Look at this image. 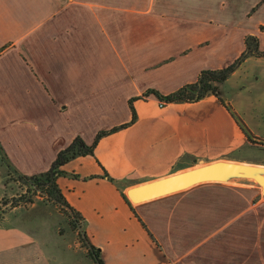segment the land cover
<instances>
[{"label":"crops","instance_id":"crops-1","mask_svg":"<svg viewBox=\"0 0 264 264\" xmlns=\"http://www.w3.org/2000/svg\"><path fill=\"white\" fill-rule=\"evenodd\" d=\"M262 28L264 0H0V153L30 176L76 138L92 145L130 123L57 180L104 264H264V186L209 182L139 204L123 197L202 163L264 166V57L247 58L224 85L263 145L215 96L165 104L147 94L170 95L229 66L248 36L264 51ZM35 209L58 213L66 236L58 207ZM9 226L0 227V264H52L40 235ZM36 253L42 260H31Z\"/></svg>","mask_w":264,"mask_h":264},{"label":"trees","instance_id":"trees-1","mask_svg":"<svg viewBox=\"0 0 264 264\" xmlns=\"http://www.w3.org/2000/svg\"><path fill=\"white\" fill-rule=\"evenodd\" d=\"M262 29L264 30V28ZM251 56L264 57V51L259 50L258 39L255 36H248L246 38L245 52L239 59H237L229 66L219 70H204L201 72L199 79L195 83L188 84L170 95L164 96L159 92L153 90L148 92L147 94L151 93L156 95L165 104L194 103L201 101L209 96H215L220 101V103L231 113L242 131L247 136L248 140L251 143L258 144V141L247 130L240 117L235 113L230 103L226 99L224 88L226 81L231 77V75L247 58ZM131 109L133 111V120L131 123H133L136 119V115L132 103ZM129 124L111 129L110 131H103L99 133L92 145H87L81 138H76L68 148L64 149L58 154L52 167L47 172L28 176L14 171L18 174L19 180L22 181L29 190L36 193H41L43 196H45L48 203L53 204L54 206L58 207L63 213L68 215L71 221V226L74 228L77 226L80 229L79 237L83 243V248L85 249L87 256L91 258L95 264H104L101 258V251L90 242L86 231H81L82 228L84 229L83 221L80 215L68 204L57 184V180L61 176L69 175L61 169L65 164L80 156L93 155L95 147L102 137L118 131L119 129L125 128ZM123 197L129 204H131L126 194L123 195Z\"/></svg>","mask_w":264,"mask_h":264},{"label":"rangeland","instance_id":"rangeland-1","mask_svg":"<svg viewBox=\"0 0 264 264\" xmlns=\"http://www.w3.org/2000/svg\"><path fill=\"white\" fill-rule=\"evenodd\" d=\"M258 145L263 144L258 143ZM251 150L256 154L261 153L257 149ZM260 155L264 156L262 153ZM261 156L255 158L257 160H263ZM6 160L0 153V227L6 228L8 226L11 228L9 225L12 223L20 227L25 225L28 230L40 235L46 255H48L52 264L54 261L60 264H95L91 258L84 255V251L82 250L84 249L83 243L79 237L80 229L77 226L75 228L71 226L68 215L58 208L63 214L60 225L61 234H66L63 237L59 234L58 230L60 221L58 213L55 212L49 216H43L37 211L39 209L28 210L33 204L46 203L47 205H54L48 203L47 199L41 193L29 190L19 180L18 174L8 167ZM81 231L85 232L83 228ZM69 246L72 248L77 246L80 251L75 252V249H69ZM32 259L34 261L42 260L38 253L33 254Z\"/></svg>","mask_w":264,"mask_h":264},{"label":"water","instance_id":"water-1","mask_svg":"<svg viewBox=\"0 0 264 264\" xmlns=\"http://www.w3.org/2000/svg\"><path fill=\"white\" fill-rule=\"evenodd\" d=\"M257 184L264 186V166L232 161H214L129 188L134 204L184 191L203 183Z\"/></svg>","mask_w":264,"mask_h":264},{"label":"built area","instance_id":"built-area-1","mask_svg":"<svg viewBox=\"0 0 264 264\" xmlns=\"http://www.w3.org/2000/svg\"><path fill=\"white\" fill-rule=\"evenodd\" d=\"M39 193V192H38ZM45 197V196H44Z\"/></svg>","mask_w":264,"mask_h":264}]
</instances>
